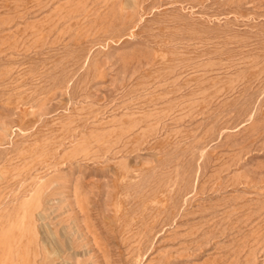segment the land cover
Listing matches in <instances>:
<instances>
[{
    "label": "rangeland",
    "instance_id": "rangeland-1",
    "mask_svg": "<svg viewBox=\"0 0 264 264\" xmlns=\"http://www.w3.org/2000/svg\"><path fill=\"white\" fill-rule=\"evenodd\" d=\"M0 264H264V0H0Z\"/></svg>",
    "mask_w": 264,
    "mask_h": 264
}]
</instances>
